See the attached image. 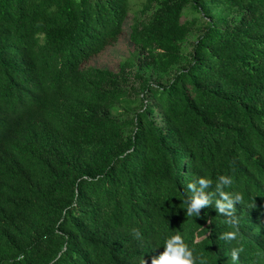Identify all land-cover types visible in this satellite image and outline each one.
I'll use <instances>...</instances> for the list:
<instances>
[{
    "label": "trees",
    "instance_id": "16d2710c",
    "mask_svg": "<svg viewBox=\"0 0 264 264\" xmlns=\"http://www.w3.org/2000/svg\"><path fill=\"white\" fill-rule=\"evenodd\" d=\"M205 173L235 226L184 214ZM176 231L194 264H264V0H0V264H136Z\"/></svg>",
    "mask_w": 264,
    "mask_h": 264
},
{
    "label": "clouds",
    "instance_id": "9594fccd",
    "mask_svg": "<svg viewBox=\"0 0 264 264\" xmlns=\"http://www.w3.org/2000/svg\"><path fill=\"white\" fill-rule=\"evenodd\" d=\"M194 179L184 186L183 190V209L185 215L189 217L200 216L203 206L211 205L215 208L216 213L226 218V223L235 226L238 221L234 215L236 211L235 204L240 202L242 196L240 193L231 189L232 179L227 175H218L214 179L206 173L204 175L193 176ZM215 185V191H210L209 186ZM208 190V191H206ZM134 235L139 237L140 233L133 230ZM238 233L235 230L225 231L220 234V239L225 241H234L237 239ZM198 240V236L192 234V243ZM163 245V250L150 257L146 261L143 255L139 257L136 264H194L193 248L185 243L180 231L174 233L162 234L157 238V242L153 249ZM241 249L232 247L229 250V256L233 264L238 259Z\"/></svg>",
    "mask_w": 264,
    "mask_h": 264
},
{
    "label": "rangeland",
    "instance_id": "374dc122",
    "mask_svg": "<svg viewBox=\"0 0 264 264\" xmlns=\"http://www.w3.org/2000/svg\"><path fill=\"white\" fill-rule=\"evenodd\" d=\"M135 1L138 2L140 0ZM132 50L133 46L128 39V29H126L115 44L107 47L100 54L93 56L88 63L117 69L119 61L128 56Z\"/></svg>",
    "mask_w": 264,
    "mask_h": 264
},
{
    "label": "bare ground",
    "instance_id": "6f19581e",
    "mask_svg": "<svg viewBox=\"0 0 264 264\" xmlns=\"http://www.w3.org/2000/svg\"><path fill=\"white\" fill-rule=\"evenodd\" d=\"M22 108V107H21Z\"/></svg>",
    "mask_w": 264,
    "mask_h": 264
}]
</instances>
